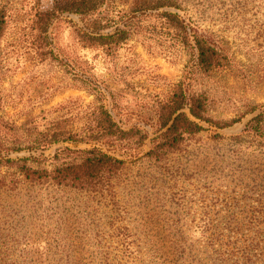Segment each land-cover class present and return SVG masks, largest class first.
<instances>
[{"label": "rangeland", "instance_id": "1", "mask_svg": "<svg viewBox=\"0 0 264 264\" xmlns=\"http://www.w3.org/2000/svg\"><path fill=\"white\" fill-rule=\"evenodd\" d=\"M8 1L0 41L4 130H79L94 99L84 88L96 82L113 93L112 117L149 136L103 192L31 183L0 166V264H264V121L259 132L250 125L264 114V0H169L172 6L159 9L230 54L232 66L192 82L206 91L214 120H238L224 129L200 122L205 129L186 135L160 162L144 155L154 134L143 120L186 72L198 77L195 50L170 44L159 31L109 56L81 48L74 38L81 21L64 13L47 32L58 59L41 58L30 18L53 0ZM63 146L85 147L58 142L0 157L33 156L40 160L30 165L50 169L49 157ZM11 180L18 181L13 189Z\"/></svg>", "mask_w": 264, "mask_h": 264}, {"label": "trees", "instance_id": "2", "mask_svg": "<svg viewBox=\"0 0 264 264\" xmlns=\"http://www.w3.org/2000/svg\"><path fill=\"white\" fill-rule=\"evenodd\" d=\"M115 1L120 3V8ZM8 3V0H0V41L7 25ZM167 6H172L169 0H53L49 10H35L30 18L31 45L41 58L58 59L47 32L52 21L64 13L75 14L81 21V27L74 28V38L81 48L100 49L109 56L131 38L139 36L144 44V39H149L146 35L157 37L159 31L166 34L170 44L190 52L195 50V74L198 77L192 78L186 72L183 82L166 99L157 100L152 115L143 120L154 134L144 155L157 162L178 150L186 135L204 130L200 122L224 129L238 121L220 123L214 120L206 91L197 90L192 82L232 66L230 54L216 46L208 35L188 26L177 13L159 12L160 8ZM152 10L156 12L153 14ZM111 28L113 30L107 32ZM84 90L94 99L79 130L51 128L34 133L27 130L20 136L13 130H4L0 123V152L45 149L58 142L83 143L85 147L58 148L49 157L50 169L30 165V162L40 160L33 156L16 161L0 157V166H11L18 176L31 183L65 186L90 193L103 192L125 161L142 153L149 134L136 123L117 121L112 117L107 105L114 96L107 86L92 82ZM184 108L187 113L178 112ZM262 121L264 114L252 118L251 129L259 132ZM17 183V180H11V189Z\"/></svg>", "mask_w": 264, "mask_h": 264}, {"label": "water", "instance_id": "3", "mask_svg": "<svg viewBox=\"0 0 264 264\" xmlns=\"http://www.w3.org/2000/svg\"><path fill=\"white\" fill-rule=\"evenodd\" d=\"M178 112L187 113V109L184 108V109L179 110ZM189 118H190V120H194L192 117H189ZM194 121H195V120H194Z\"/></svg>", "mask_w": 264, "mask_h": 264}]
</instances>
